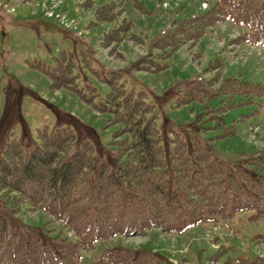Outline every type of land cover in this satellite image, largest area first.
<instances>
[{
  "label": "rangeland",
  "instance_id": "1",
  "mask_svg": "<svg viewBox=\"0 0 264 264\" xmlns=\"http://www.w3.org/2000/svg\"><path fill=\"white\" fill-rule=\"evenodd\" d=\"M122 1L125 9L113 21L98 20L99 6ZM204 1L0 0V155L13 141L29 151L43 131L67 128L91 144L98 163L122 166L116 144L121 124L113 112L98 108L110 91L108 79L118 78L151 106L169 177L176 139L191 154L198 142L224 161L228 173L254 179L253 191L264 202V170H256L264 163V41L228 9L213 30L168 59L156 47L173 18L207 12L223 0L202 8ZM127 20L128 37L119 45L108 37L106 45V33ZM67 64L73 88L53 86V74ZM159 65L167 66L155 71ZM233 127L236 134L228 136ZM243 195L244 202H254ZM21 216L46 230L44 241L57 253L66 236L74 238L62 220L43 210ZM83 249L79 264H99L108 251L120 249L132 250L125 255L135 253V264H264V215L241 210L180 233L153 228Z\"/></svg>",
  "mask_w": 264,
  "mask_h": 264
},
{
  "label": "trees",
  "instance_id": "2",
  "mask_svg": "<svg viewBox=\"0 0 264 264\" xmlns=\"http://www.w3.org/2000/svg\"><path fill=\"white\" fill-rule=\"evenodd\" d=\"M122 3L99 6L96 17L113 21L125 9ZM227 10L250 23L255 37L264 41V0H223L207 12L173 18L156 47L168 59L184 44L198 42L213 30ZM131 24L127 20V25L106 33V45L111 42L108 37L119 45L128 37ZM159 66L155 71L167 65ZM60 69L53 74V86L73 88L70 64ZM108 82L110 91L98 108L113 112L114 122L121 124L116 144L122 166L98 163L91 144L77 140L67 128L43 131L40 142L29 151L13 141L0 155V264H79L83 246L92 248L117 235L144 234L152 228L182 232L202 221L247 209L264 215V202L253 191L254 179L228 173L224 161L201 143L194 144L191 154L186 142L176 139L169 177L151 106L141 96L128 93L118 78ZM235 130L227 135L233 136ZM256 170L262 173L264 163ZM241 194L254 202H244ZM219 200L225 202L219 204ZM35 209L62 220L63 227L74 233L73 239L64 238L60 253L45 243V229L23 221L21 215ZM126 252L132 250L108 251L99 264H135L136 254L126 257Z\"/></svg>",
  "mask_w": 264,
  "mask_h": 264
}]
</instances>
